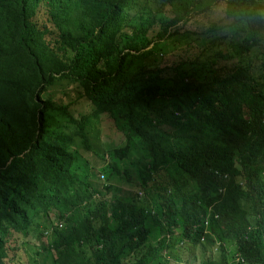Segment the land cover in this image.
I'll list each match as a JSON object with an SVG mask.
<instances>
[{
	"label": "trees",
	"instance_id": "trees-1",
	"mask_svg": "<svg viewBox=\"0 0 264 264\" xmlns=\"http://www.w3.org/2000/svg\"><path fill=\"white\" fill-rule=\"evenodd\" d=\"M16 237L264 264V0H0V264Z\"/></svg>",
	"mask_w": 264,
	"mask_h": 264
},
{
	"label": "rangeland",
	"instance_id": "rangeland-1",
	"mask_svg": "<svg viewBox=\"0 0 264 264\" xmlns=\"http://www.w3.org/2000/svg\"><path fill=\"white\" fill-rule=\"evenodd\" d=\"M86 107L87 105H78L76 107V111H83L86 109ZM90 136L92 143L95 145V147H97V150L102 151L103 137L100 135L97 126H95L94 129L90 131ZM102 180L107 182L106 179ZM112 182L117 184L114 182V180H112ZM36 222L38 225L35 227H41V219L36 220ZM35 230L36 231L31 234L34 239L42 232L41 228H35ZM182 232V228L177 229L179 236H182ZM16 238H18V242H16L17 244H15L14 241L10 243V245L15 248V250L10 252L11 259L8 261L9 264H53L51 256L42 253V249L37 246L35 241H28L26 238L20 239V237ZM179 241L180 242L177 243L175 239V241L171 244L172 247L169 249L168 254H166V256L162 259V264L164 262L166 264H202L198 248L190 247L185 237H181ZM39 251H41V253H38ZM216 251L217 249L215 248L214 252Z\"/></svg>",
	"mask_w": 264,
	"mask_h": 264
},
{
	"label": "clouds",
	"instance_id": "clouds-1",
	"mask_svg": "<svg viewBox=\"0 0 264 264\" xmlns=\"http://www.w3.org/2000/svg\"><path fill=\"white\" fill-rule=\"evenodd\" d=\"M220 192L222 193L223 192V190H220ZM143 194H145L144 192H140L139 193V195L140 196H142ZM213 215V211H212V209L210 208L209 210H208V214H207V216H206V221H205V227L207 228L208 227V225H209V223H210V216H212ZM216 217V216H215ZM236 260L237 261H243L239 256H237V258H236Z\"/></svg>",
	"mask_w": 264,
	"mask_h": 264
}]
</instances>
